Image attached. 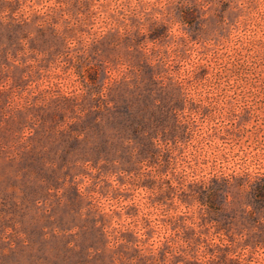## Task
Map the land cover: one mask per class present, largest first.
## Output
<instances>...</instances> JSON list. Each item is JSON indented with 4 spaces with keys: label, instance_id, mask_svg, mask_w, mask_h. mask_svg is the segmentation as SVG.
<instances>
[{
    "label": "rangeland",
    "instance_id": "1",
    "mask_svg": "<svg viewBox=\"0 0 264 264\" xmlns=\"http://www.w3.org/2000/svg\"><path fill=\"white\" fill-rule=\"evenodd\" d=\"M263 188L264 0H0V264H264Z\"/></svg>",
    "mask_w": 264,
    "mask_h": 264
},
{
    "label": "trees",
    "instance_id": "2",
    "mask_svg": "<svg viewBox=\"0 0 264 264\" xmlns=\"http://www.w3.org/2000/svg\"><path fill=\"white\" fill-rule=\"evenodd\" d=\"M187 23H189V24H191V23H193V21H192V19H184ZM202 194H204V193H202ZM200 196H202L201 194H200ZM256 196H259L260 197V200L263 202V204H264V188L262 189V190H260L259 191V193L258 194H256ZM257 246H261V244H257Z\"/></svg>",
    "mask_w": 264,
    "mask_h": 264
}]
</instances>
